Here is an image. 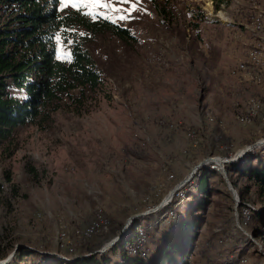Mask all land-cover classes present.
Returning a JSON list of instances; mask_svg holds the SVG:
<instances>
[{
  "label": "rangeland",
  "instance_id": "374dc122",
  "mask_svg": "<svg viewBox=\"0 0 264 264\" xmlns=\"http://www.w3.org/2000/svg\"><path fill=\"white\" fill-rule=\"evenodd\" d=\"M156 2L164 0L62 3L123 25L136 38L123 42L98 36L92 50L106 81L94 109L82 115L59 111L49 130L22 128L15 155L0 159L1 255L10 245L12 252L24 245L69 262L87 243L88 256L117 236L131 216L156 208L203 159L224 158L221 151L234 157L264 140V52L257 63L251 58L264 51V0H231L218 11L213 0H174L165 16ZM196 16L204 18L199 32ZM256 17L263 21L262 30L255 29ZM221 93L229 103L223 110ZM254 101L260 108L250 118ZM254 150L264 162V146ZM28 165L37 174L28 173ZM250 198L264 208V194L256 188ZM213 199L190 264H264L260 241L242 237L234 225L233 204L223 196ZM187 207L182 217H189ZM159 211L146 221L163 226L167 213ZM102 217L101 228L87 236ZM178 223L158 228L152 241ZM133 225L128 237L145 234L143 225ZM256 227L253 221L246 231ZM220 228L232 235L229 243L220 241L226 248L217 245ZM121 249L112 253L109 264L119 262ZM43 259L29 254L13 264H44Z\"/></svg>",
  "mask_w": 264,
  "mask_h": 264
},
{
  "label": "trees",
  "instance_id": "16d2710c",
  "mask_svg": "<svg viewBox=\"0 0 264 264\" xmlns=\"http://www.w3.org/2000/svg\"><path fill=\"white\" fill-rule=\"evenodd\" d=\"M173 1L156 2L155 8L161 16H165L171 12ZM213 1L216 11L231 2ZM196 17L199 22L194 29L199 32L204 18ZM100 35H111L123 42L136 38L129 28L94 12L63 8L61 0H0V159L15 155L19 147L17 134L22 128L35 126L42 131L49 130L54 115L59 111L82 115L94 109L106 81L104 70L92 50ZM219 154L224 158L232 157L229 151ZM260 160L257 150H254L225 168L240 197L238 213L241 225L247 229L249 223L258 222V227L250 233L260 241L263 247L260 254L264 258V208L258 209L250 198L252 188L264 194V162ZM27 171L37 174L30 165ZM241 179L244 182L241 183ZM214 196H223L235 206L222 173L208 164L174 195L169 207L158 212L167 213L163 226L161 223L158 227L153 226L149 223L152 215H147L136 219L133 225H143L145 234L129 236L125 242H120L103 255L82 258L89 253L88 244L84 243L78 258L68 262L56 256L43 257L39 249L25 246L17 250L8 264L29 254L44 258V264H109L112 253L115 254L119 247L122 249L117 264H190L195 242ZM248 203L258 211L248 209ZM186 205L190 209L188 218L180 215ZM245 209L249 211L248 221ZM178 219L179 223L172 231H161L160 238L152 241L161 226L172 227ZM233 221L235 225L234 214ZM218 230L217 245L226 248L220 241L229 243L232 235L222 228ZM240 235L247 238L245 234ZM227 236L230 238L227 239ZM128 245L130 249L126 248ZM13 248V245L8 246L0 254V259H6ZM239 250L242 251L241 246Z\"/></svg>",
  "mask_w": 264,
  "mask_h": 264
},
{
  "label": "water",
  "instance_id": "95a60500",
  "mask_svg": "<svg viewBox=\"0 0 264 264\" xmlns=\"http://www.w3.org/2000/svg\"><path fill=\"white\" fill-rule=\"evenodd\" d=\"M264 146V140H260L258 142H256L253 145H249L244 151L236 154V156L234 157H230V158H221V157H208L203 159L202 161H200L199 163H197L191 170L190 173L188 175V177H186L184 180H182L180 183H178L171 191L170 193L163 199V201L154 209L146 211L145 213L142 214H136L131 216L125 224L122 225V227L119 229L117 236H115L114 238H112L109 243L108 246H104L101 250H95L93 251L91 254H89L88 256L82 257V258H86V257H92L94 255H98V254H104L106 253L108 250H110L111 248H113L115 245H117V243L123 241L125 242L128 234L131 231V226L132 223L139 217H144L147 215H151L156 213L157 211H159L160 209H162L163 207H165L166 205H168L174 195L182 188L185 186V184H187L194 176L195 174L202 169L203 167H205L208 164H212V168L216 167V163L217 160H219V163L221 165L220 169H218L225 180L226 186L228 188V191L231 193L232 195V199L234 200L235 206H234V210H235V226L237 229H239L241 232H243L247 238L252 239V235H250V233L248 231H246L245 229L242 228V226L240 225L239 222V214L236 213L238 211V207L241 204L240 201V197L238 194V191L234 188V186L232 185L228 172L225 168L226 165L228 164H233L239 160H241L247 153H249L250 151H252L253 149L259 148ZM255 243H257L254 239H252ZM19 247H25L24 245H19L17 246V248L15 249V251L5 260L0 261V264H8L10 262V260L14 257V255L16 254L17 250L19 249ZM260 249H262V246H260ZM74 260H70L69 262H74Z\"/></svg>",
  "mask_w": 264,
  "mask_h": 264
},
{
  "label": "bare ground",
  "instance_id": "6f19581e",
  "mask_svg": "<svg viewBox=\"0 0 264 264\" xmlns=\"http://www.w3.org/2000/svg\"><path fill=\"white\" fill-rule=\"evenodd\" d=\"M209 7H211V5L209 4ZM254 25H255V29L256 30H262V28H263V21H262V19L260 18V17H256L255 18V21H254ZM259 46V45H258ZM260 55L262 56V52L261 51H255L254 52V54L252 55V60H253V63H257V62H259V57H260ZM245 65V64H244ZM245 67H246V69H247V66L245 65ZM245 67L242 65L241 67H240V70H244L245 69ZM252 107H253V109H252V112L250 113V118L251 117H254V114L253 113H256V111L260 108V102L258 103V101H254L253 102V104H252ZM259 111V110H258ZM256 115V114H255ZM217 162H219V160H217ZM216 162V163H217ZM218 164V166H219V169H220V167H221V165L219 164V163H217ZM248 209H253L252 207H247ZM248 209H245L244 210V212H245V214H248L249 213V211H248ZM239 222H240V220H239ZM104 224V218L102 217L101 219H96V221L91 225V228L87 231V236H93L92 234H94V233H96L98 230H99V228H101V225H103ZM241 225V224H240ZM243 228V227H242ZM244 229V228H243ZM239 230V229H238ZM246 230V229H245ZM106 246H108V244L106 245ZM46 255H48L47 253H45ZM241 261H243V263H244V259H242V260H240V263H241Z\"/></svg>",
  "mask_w": 264,
  "mask_h": 264
},
{
  "label": "crops",
  "instance_id": "0c3cea01",
  "mask_svg": "<svg viewBox=\"0 0 264 264\" xmlns=\"http://www.w3.org/2000/svg\"><path fill=\"white\" fill-rule=\"evenodd\" d=\"M218 36H220V34H218ZM218 41H219V40H218ZM259 43H260V42H259ZM259 43H258V44H259ZM262 45H263V44H262ZM263 46H264V45H263ZM220 97H221V102H220V103H221V106H222L221 109H222V110H223V109H226L227 106H228V108H229V105H228L229 103L226 102V100H227V98H228L227 95L221 93V94H220Z\"/></svg>",
  "mask_w": 264,
  "mask_h": 264
},
{
  "label": "snow or ice",
  "instance_id": "6c2138e0",
  "mask_svg": "<svg viewBox=\"0 0 264 264\" xmlns=\"http://www.w3.org/2000/svg\"><path fill=\"white\" fill-rule=\"evenodd\" d=\"M62 3H67L68 0H61ZM94 3H98V0H94ZM126 17L121 16L120 19H125ZM115 22V21H114Z\"/></svg>",
  "mask_w": 264,
  "mask_h": 264
},
{
  "label": "built area",
  "instance_id": "2783aa9c",
  "mask_svg": "<svg viewBox=\"0 0 264 264\" xmlns=\"http://www.w3.org/2000/svg\"><path fill=\"white\" fill-rule=\"evenodd\" d=\"M256 48H259V46L257 45ZM263 52H264V51H262V56H263ZM262 56H261L260 58H262Z\"/></svg>",
  "mask_w": 264,
  "mask_h": 264
}]
</instances>
